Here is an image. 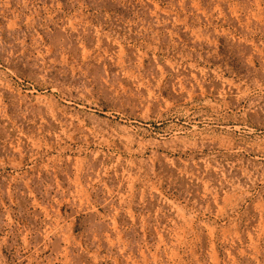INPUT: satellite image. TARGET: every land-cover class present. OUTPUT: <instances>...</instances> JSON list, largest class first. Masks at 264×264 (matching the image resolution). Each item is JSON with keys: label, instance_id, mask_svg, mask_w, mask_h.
I'll use <instances>...</instances> for the list:
<instances>
[{"label": "rangeland", "instance_id": "obj_1", "mask_svg": "<svg viewBox=\"0 0 264 264\" xmlns=\"http://www.w3.org/2000/svg\"><path fill=\"white\" fill-rule=\"evenodd\" d=\"M0 264H264V0H0Z\"/></svg>", "mask_w": 264, "mask_h": 264}, {"label": "bare ground", "instance_id": "obj_2", "mask_svg": "<svg viewBox=\"0 0 264 264\" xmlns=\"http://www.w3.org/2000/svg\"><path fill=\"white\" fill-rule=\"evenodd\" d=\"M51 101V100H50ZM59 101V100H58ZM50 106H51V104H50ZM67 107V106H66ZM47 108H49V107H47ZM53 110V109H52ZM60 110V109H59ZM67 110V109H66ZM245 122V121H244ZM248 122V121H247ZM250 124V123H249ZM253 124V123H252ZM260 125V124H259ZM239 126V125H238ZM261 126V125H260ZM253 127V126H252ZM259 127V126H258ZM230 139V138H229ZM226 140V139H225ZM228 140V139H227ZM232 140V139H231ZM231 140H229V141H231ZM226 142V141H225ZM220 144H222L221 142H220ZM227 145H229V143L227 144ZM226 145V146H227ZM230 146V145H229ZM245 146V145H244ZM262 146V145H261ZM257 147V146H256ZM250 148V147H249ZM245 149H247V148H245ZM254 149V148H253ZM256 149V148H255ZM258 150V149H257ZM255 151V150H254ZM247 152V151H246ZM259 152V151H258ZM257 152V153H258ZM261 152V151H260ZM263 152V151H262ZM263 154V153H262Z\"/></svg>", "mask_w": 264, "mask_h": 264}]
</instances>
